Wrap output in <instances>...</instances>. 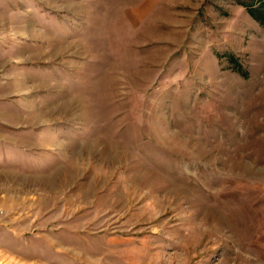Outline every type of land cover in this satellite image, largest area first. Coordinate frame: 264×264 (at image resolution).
Wrapping results in <instances>:
<instances>
[{"label":"rangeland","instance_id":"rangeland-1","mask_svg":"<svg viewBox=\"0 0 264 264\" xmlns=\"http://www.w3.org/2000/svg\"><path fill=\"white\" fill-rule=\"evenodd\" d=\"M0 264H264V0H0Z\"/></svg>","mask_w":264,"mask_h":264},{"label":"trees","instance_id":"trees-1","mask_svg":"<svg viewBox=\"0 0 264 264\" xmlns=\"http://www.w3.org/2000/svg\"><path fill=\"white\" fill-rule=\"evenodd\" d=\"M254 18H256L257 16L253 15ZM258 18V17H257Z\"/></svg>","mask_w":264,"mask_h":264}]
</instances>
